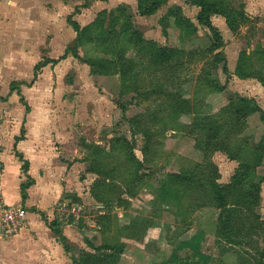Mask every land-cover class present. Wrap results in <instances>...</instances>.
I'll return each mask as SVG.
<instances>
[{"label":"rangeland","instance_id":"1","mask_svg":"<svg viewBox=\"0 0 264 264\" xmlns=\"http://www.w3.org/2000/svg\"><path fill=\"white\" fill-rule=\"evenodd\" d=\"M154 2L15 0L0 16V101L25 109L9 122L71 176L40 216L70 264L99 248L89 264H204L176 251L197 230L207 264H264V0H206L213 31L191 0ZM155 45L175 51L163 63Z\"/></svg>","mask_w":264,"mask_h":264},{"label":"crops","instance_id":"2","mask_svg":"<svg viewBox=\"0 0 264 264\" xmlns=\"http://www.w3.org/2000/svg\"><path fill=\"white\" fill-rule=\"evenodd\" d=\"M14 1L0 0V16H7ZM18 97L13 92L5 102L0 101V117H3L0 133L6 136L4 146L0 147V196L7 204H21L26 208L27 214L18 232L30 229L48 236L0 237V264H70V257L53 238L52 229L42 220L43 213L40 216L38 209L51 213L53 205L70 189L71 176L66 175L67 167L49 147L42 151L39 144L32 142L34 146H30L26 139H17L19 126L9 121L11 116L21 117L25 111ZM11 133H15L13 137ZM68 173L71 174L70 170Z\"/></svg>","mask_w":264,"mask_h":264},{"label":"trees","instance_id":"3","mask_svg":"<svg viewBox=\"0 0 264 264\" xmlns=\"http://www.w3.org/2000/svg\"><path fill=\"white\" fill-rule=\"evenodd\" d=\"M191 1H193V3H196L197 5L201 6V12H200V15L198 17L199 21L201 23L206 24L210 30H212V31L215 30V27L213 26V24L209 20V15L220 10L217 6V2L216 3L214 2L213 4H209L208 2H206V0H191ZM158 4H159V2L158 3L154 2L153 4L147 6L146 8L143 9L142 8V0H140V4H139L140 12L142 14H147V15L152 14L158 8ZM204 15H206V16H204ZM73 26H74L76 31H78V32L80 31L78 23L73 22ZM155 47L156 48H155L154 57L156 58V60H159L163 63L167 62L170 59L173 52L175 51L174 49H169L166 46L155 45ZM224 211H227V209L224 208ZM42 217L45 218L46 214H42ZM219 219H220V223L218 226V233L229 239L232 226L230 224V220L228 218L224 217L223 210L220 214ZM52 225H53V227H56L55 222ZM53 230L56 233H59L58 229L53 228ZM205 238H206V232L203 230H197L190 237L181 240L178 243V245L176 246V251H178V250L191 251L193 258L196 257L198 262H203L204 264H207V262L210 259V256L202 251V244L205 241ZM106 247L107 248L110 247L111 249H115L117 246H115V245L110 246V244H108V245H106ZM99 250H102V248H99ZM99 250L96 249L97 254H94L90 251L84 250L82 253V259L77 264H89V263L94 262L96 260L97 256L99 255L98 254ZM176 251L171 256V260L173 262L186 261V259L191 257V256H188V258H185V257L181 258L178 256ZM98 261H100V258L98 259ZM96 263L97 262H95V264Z\"/></svg>","mask_w":264,"mask_h":264},{"label":"built area","instance_id":"4","mask_svg":"<svg viewBox=\"0 0 264 264\" xmlns=\"http://www.w3.org/2000/svg\"><path fill=\"white\" fill-rule=\"evenodd\" d=\"M2 163L0 161V173ZM27 214L26 208L21 204H7L0 196V235L17 231Z\"/></svg>","mask_w":264,"mask_h":264}]
</instances>
